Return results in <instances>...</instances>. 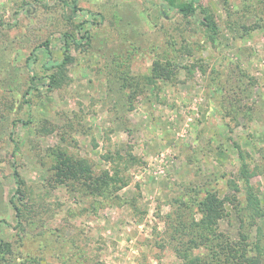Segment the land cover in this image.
Segmentation results:
<instances>
[{
  "label": "rangeland",
  "instance_id": "1",
  "mask_svg": "<svg viewBox=\"0 0 264 264\" xmlns=\"http://www.w3.org/2000/svg\"><path fill=\"white\" fill-rule=\"evenodd\" d=\"M71 1L0 0V264H264V0Z\"/></svg>",
  "mask_w": 264,
  "mask_h": 264
},
{
  "label": "trees",
  "instance_id": "2",
  "mask_svg": "<svg viewBox=\"0 0 264 264\" xmlns=\"http://www.w3.org/2000/svg\"><path fill=\"white\" fill-rule=\"evenodd\" d=\"M167 2V4L169 6H172L174 8H177L179 12H181L184 15H188V14H192L195 12V10L198 8V1L199 0H165ZM70 4V7L73 11H76L78 9L77 5H76V1L72 0ZM203 12V20L205 25L212 31L215 32V30H217V25L215 23V21L213 20L212 15L205 9H202ZM66 39H64V54H63V58L61 60V62L58 64L60 67L65 66V64H67L70 61V56L66 53L67 48H68V42H69V36H67V34H65ZM68 38V39H67ZM86 39H88V37L86 36ZM52 80L54 79V76L51 77ZM239 158L241 159V171L243 173L244 176V180L245 183L247 184V193H248V198H249V203L251 206V209L255 210L254 212L256 213H261V207H260V202L259 199L257 198V196L251 191V186L249 184L250 180H249V168L247 163L244 160V154L242 152V150H239ZM64 160H66L65 157H63ZM65 161H62V163H64ZM69 164L68 162H65V165ZM65 170L66 171H71L75 169H71V167L68 165L67 167L65 166ZM75 174V173H72ZM13 176L15 179V183H16V189H15V193L12 198H11V204L15 210L16 213V217L19 219L18 222H20L21 220V208L17 205V201H16V195L20 194L22 192L21 190V186L23 183V180L20 177V174L18 172V170L16 168H14V172H13ZM105 184H107V179H104L103 181ZM9 251V244L7 242H4L2 239H0V259H1V255L5 252Z\"/></svg>",
  "mask_w": 264,
  "mask_h": 264
}]
</instances>
